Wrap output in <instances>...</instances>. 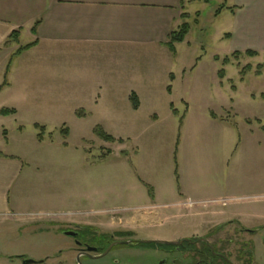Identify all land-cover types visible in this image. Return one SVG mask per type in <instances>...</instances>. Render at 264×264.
Wrapping results in <instances>:
<instances>
[{"label": "rangeland", "instance_id": "rangeland-1", "mask_svg": "<svg viewBox=\"0 0 264 264\" xmlns=\"http://www.w3.org/2000/svg\"><path fill=\"white\" fill-rule=\"evenodd\" d=\"M229 2L195 4L201 17L197 20V14L189 20L193 26L190 45L179 47V59L173 65H161L144 51H118L117 56L112 51L91 52L87 57L78 53L55 62V73L63 71L64 76L48 77L56 85L63 80L68 83L69 77L64 104L59 102L61 93L58 100L34 110L15 109L5 93L0 95V149L20 155L34 167L22 174L17 185L21 197L11 208L14 212L0 214V264L19 254L41 259L67 250L71 238L55 233L61 220H69L63 221L65 227L81 222L115 239L209 237L235 264H248L249 249L254 252L252 264H264V229L239 234L236 220L228 223L236 218L252 229L264 226V70L256 74L258 65L264 64V0L259 6L239 9L235 27L226 12L216 14ZM229 33L231 38L226 37ZM247 49L260 55H242L223 64L225 56ZM198 59L203 63L197 71L182 75L181 67L189 71ZM247 66L251 68L242 74ZM171 73L177 76L175 81ZM93 87L96 93H89L99 95L102 118L79 120L84 109L78 108L76 115L72 108ZM136 88L145 89L138 114L128 98V91ZM3 109L18 111L19 121L25 124L23 132L18 131L13 114L3 115ZM106 112L120 116L106 118ZM32 118L34 125L27 122ZM36 122L45 127L41 141ZM96 126L114 141L95 134ZM65 128H69L68 136L62 134ZM4 130H8V147ZM178 141L176 156L182 174L187 173L191 184L201 188L198 194L183 198L172 193L171 187L176 184ZM228 149L229 160L219 169L220 154ZM220 225L227 227L208 236L211 228ZM153 247L114 249L101 258H82L80 264H157L164 259V264H170L175 257L184 258ZM73 253L66 252L71 257L62 264H77Z\"/></svg>", "mask_w": 264, "mask_h": 264}, {"label": "crops", "instance_id": "crops-1", "mask_svg": "<svg viewBox=\"0 0 264 264\" xmlns=\"http://www.w3.org/2000/svg\"><path fill=\"white\" fill-rule=\"evenodd\" d=\"M198 2L201 0H0V95L5 93L8 103L15 109L34 110V106L58 100L61 93L63 101L59 102L64 104L66 89L69 93V77L68 83L63 80L62 85L59 82L56 85L54 80H49L48 77H54L58 73L64 76L63 71L55 73V62L69 60L80 55L78 53L85 55L91 52L112 51L117 56L118 51H144L150 52L151 60H157L161 65H173L176 59H179V47L189 43L187 41L190 33L183 42L175 44L176 53L168 46L170 34L178 30L184 22L195 20L197 14L200 15L197 20L201 17L200 11L194 7ZM260 4L262 0H230L229 3L223 4L225 7L219 15L226 12L235 27L239 9ZM184 14H188V17L184 18ZM192 28L191 25V31ZM14 33L17 39H10ZM229 34L231 36V33ZM31 43L35 45L15 55L22 46ZM201 63L203 59L191 65L189 71L181 67L182 75L197 71ZM171 74L174 76L171 79L175 81L177 76L175 73ZM5 82L7 84L2 87ZM101 90L102 88L98 93ZM144 90L136 88L128 91L129 100L132 92L138 95L140 105L138 109L133 107L136 114L143 108L140 93ZM96 91L94 87L86 90L88 93ZM91 95L84 93V99L81 97L72 108L76 115L78 108L84 109V117L77 116V119L102 118L99 95ZM17 114L18 111L12 116L19 122L18 131L23 132L25 124L19 121ZM103 116L112 119L120 115L106 112ZM188 116L189 111L185 115L183 128ZM27 122L34 125V118ZM2 135L5 137V147H8V130H4ZM237 148L238 144L235 151ZM0 153V214H10L13 211L11 208L16 206L21 197L17 185L22 174L28 173L30 169L34 170V167L32 164H26L18 154L7 152L5 149H0ZM229 154L230 149L220 154L219 169L225 160H229ZM178 163L179 180L176 179V184H171L172 193L175 192L180 198L198 194L197 191L201 188L191 184L187 173L182 174L179 158ZM221 175L223 177L222 171ZM218 187L222 188L223 185L219 184ZM156 195L160 197L157 187Z\"/></svg>", "mask_w": 264, "mask_h": 264}, {"label": "flooded vegetation", "instance_id": "flooded-vegetation-1", "mask_svg": "<svg viewBox=\"0 0 264 264\" xmlns=\"http://www.w3.org/2000/svg\"><path fill=\"white\" fill-rule=\"evenodd\" d=\"M236 220V221H235ZM59 221V220H58ZM61 224H58V228L55 231V233L62 234L64 236H67L71 238V243L67 250H60L59 253L53 255V256H47L46 258L41 259H33L27 255L19 254L15 256L9 257V263L15 264V261H19L18 264H26L28 260L32 259L35 260V262H32L30 264H62L64 262L68 263V258L71 256H66V252H74L72 256L77 258L78 262L77 264H80V259L82 258H91V259H97L104 257L108 255L112 250L120 248H126V247H144L141 246V244H148V243H142L141 240L144 239H115L113 234H99L97 230L93 226H89L85 223H77L73 228L71 227H65L63 221H69V220H61ZM235 223L238 225L237 230L239 234H242L243 232H249L252 234L258 233L260 230L264 229V226L262 228H249L246 227L243 222H241L239 219L233 218L229 219L228 223L232 224ZM227 224V225H229ZM226 225H220L217 228H211L209 231L208 236H213L215 233L221 232L222 230L226 229ZM163 240V239H162ZM170 241V240H168ZM173 242H181V244H169L176 248L178 251L175 252L169 250L166 247H160L158 243L157 246L153 247V250L155 251H164L167 252L169 255H175L177 253L181 254L183 256V250H193L198 252H203L202 250L205 248H208L211 251V256H207V259H199V261L196 264H235L228 256L224 253V249H220L218 245L215 243H212L209 239V237H191V238H183L179 240H172ZM123 242H130L128 244H125ZM153 243V242H152ZM115 244L108 253L104 254L106 250L112 245ZM203 244V245H202ZM167 245V244H164ZM148 247V246H145ZM91 248V249H90ZM151 248V247H149ZM240 252V251H239ZM184 258L175 257L174 260L170 264H185ZM56 261V263L54 262ZM166 260H160L159 262L156 261L157 264H162L161 262ZM8 263V264H9ZM163 263V264H164ZM72 264V263H70ZM135 264V263H134ZM138 264H141V262H138Z\"/></svg>", "mask_w": 264, "mask_h": 264}, {"label": "trees", "instance_id": "trees-1", "mask_svg": "<svg viewBox=\"0 0 264 264\" xmlns=\"http://www.w3.org/2000/svg\"><path fill=\"white\" fill-rule=\"evenodd\" d=\"M224 7L225 6L222 5L217 10L216 14L218 15L224 9ZM187 17H188V14H184V18H187ZM190 31H191V24L188 21H186L180 26V28L178 30L173 31L170 34V40L168 42V46H169V48L171 49L172 52H176L175 44L183 42L186 39L187 35L190 33ZM226 37L229 38L230 34H226ZM10 39H17V35L15 33L12 34ZM33 45H35V43H31V44L22 46L16 52L15 55H18V54L30 49L31 47H33ZM242 55H247V56H250V57H254V56L260 55V53L258 51H256V50H246L245 52L235 51V52H233L232 55L224 57L223 64L227 65L229 63H232V60H234V59L237 60ZM216 59L219 60L220 57L216 56ZM250 68H251V66L245 67L244 70H242V74L245 73L246 69H250ZM263 70H264V64L258 65L257 70H256V74H258V75L261 74ZM219 75H220L221 78L225 77V71L221 70L219 72ZM6 84H7V82H5L2 85V87L4 85H6ZM168 91L171 92V86L168 87ZM130 100L132 102L133 107L135 109H137L139 107V98H138V95L135 92H132ZM172 110H173L175 115H178L177 111L175 109H173V105H172ZM1 113L3 115H9V114L11 115V114H15L16 110L15 109H3V110H1ZM182 124H183V117H181V119H180V126H182ZM35 127L40 130V132L38 133V139L40 141L43 140V134H44L43 132L45 130V127L40 125V124H36ZM94 133L97 134L100 138H102L104 140L114 141V137L108 135L101 126H96L94 128ZM62 134H63V136H68L69 128H65L64 130H62ZM178 144H179V141L177 143L176 151H175V175H176L177 181L179 180L178 161H177V156H176L177 151H178V149H177ZM0 155H1V153H0ZM119 234L129 235L130 236L132 233L131 232H124V233L121 232ZM157 245L158 244H156L154 242L153 243H148V244H141V246H144V247L145 246L152 247V246H157ZM159 246L160 247H166V248H168L169 250H171L173 252H175V249H176V248L174 249V247H176V246H172V245H169V244H167V245L160 244ZM204 247L205 248L202 250L203 252H198V251H193V250H191V251L190 250H183L182 254L184 256V259L188 260V263H186V264H196L199 261V259H201V258L207 259L208 255L211 256L212 255L211 251L208 248H206L205 244H204ZM176 251H178V250L176 249ZM247 255H248V260H247L248 264L249 263L252 264L253 260H254L253 249H249L248 252H247ZM247 255L245 254V256H247ZM243 257H244V253H242L239 256L240 259H243Z\"/></svg>", "mask_w": 264, "mask_h": 264}, {"label": "water", "instance_id": "water-1", "mask_svg": "<svg viewBox=\"0 0 264 264\" xmlns=\"http://www.w3.org/2000/svg\"><path fill=\"white\" fill-rule=\"evenodd\" d=\"M141 242H142V243H152V242H154V243H158V244H175V245H177V244H181V243H182V241H181V242H173V241L162 240V239H157V240H141ZM123 243L128 244V243H130V242H123ZM114 245H115V244H112V245L106 250V252H105L104 254L108 253V252L110 251V249H111ZM90 249H91V248H90ZM32 262H35V260L30 259V260L27 261L26 264H30V263H32ZM161 263L163 264L164 261H162Z\"/></svg>", "mask_w": 264, "mask_h": 264}]
</instances>
